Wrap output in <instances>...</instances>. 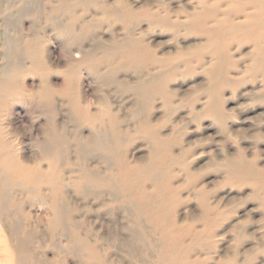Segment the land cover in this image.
Instances as JSON below:
<instances>
[{"label": "rangeland", "instance_id": "obj_1", "mask_svg": "<svg viewBox=\"0 0 264 264\" xmlns=\"http://www.w3.org/2000/svg\"><path fill=\"white\" fill-rule=\"evenodd\" d=\"M35 1L33 4L31 0H0V79L9 66L7 64L16 61L10 50L17 39L22 41V51L27 52L30 46L35 51L34 57L29 54L21 62L22 72L16 81L23 91L0 101L2 119L15 132L19 154L32 156L36 153V139L45 137V117L37 114L35 106L38 101L32 92L39 89L43 80L54 85L62 83L64 72L74 70L80 91L90 100L95 94L106 97L112 109L115 108L114 111H118L127 121L123 127L130 135L126 145V158L130 166L151 160L155 147L153 141L156 140L166 141L170 145L169 155L160 160L162 164H168L171 158L183 159V165L172 168L171 187L167 194L171 200L177 201L174 208L177 223L180 229L191 226L193 231H204L206 226L202 221L204 205L201 199H205L212 209L210 217L215 223V231L208 236L204 234L195 239V234H192L183 239L186 246L192 245L194 248L191 261L195 264H264V184L259 186L242 173L230 177L228 167L229 163H236L242 158L254 170L264 174V64H254L257 48L250 39L253 34L264 33V26L259 25L261 21L247 26V20L237 16L235 21L245 24V30L226 32L224 27H219L217 40L212 45L205 37L185 30L173 35L165 32L163 27H151L148 23L133 28L134 38L144 36V43L155 51L157 57L169 61L167 67L150 73L164 78L162 92L155 93L149 102L151 120L135 125L128 119L137 105L135 94L121 93L115 87L106 88L96 75V71L104 67H97L93 63L94 58L104 57L107 49L128 35V27L95 11H79L74 16L77 18L75 21L68 13L58 9V0ZM137 1L135 5L140 7L142 3L139 2L147 0ZM208 1L230 12L231 5H223L227 4L226 1ZM196 4V0L172 1L174 9L186 7L189 13L198 10ZM24 5L30 12L20 20L19 7ZM221 19L223 21L225 17ZM100 20L104 24L97 26L95 23ZM213 26V22H210L209 27ZM258 44H264V39L259 40ZM214 72L218 75L216 79L212 77ZM122 74V80L133 84L150 76L145 73L137 78L132 72ZM213 88L215 93L211 95ZM55 99L65 104L58 95ZM214 103L215 114L212 112ZM93 110H97V107H93ZM54 114L56 123L61 121L68 125L69 134L82 130L80 126L75 128L78 123L73 120L67 106L56 108ZM88 130L89 126L86 125L82 131L86 134ZM71 158L74 160V155ZM145 189L147 192L156 190L148 182ZM27 200L30 204L27 212H31L33 228L37 225L39 231L35 255L47 264H78L73 254H55L51 241L45 236L50 229L48 216L41 214L43 212L39 210L35 197ZM69 201L76 205L80 203L72 189ZM88 206L92 211V214L85 213L84 219L88 225L100 236L109 234L112 226L110 219L105 214H102L104 219L94 214L96 203H89ZM0 227L3 230L1 240L3 236L7 240L15 237L2 223ZM60 242L66 244L64 239ZM108 253L110 260L122 264L120 259L123 254L117 248L109 247Z\"/></svg>", "mask_w": 264, "mask_h": 264}, {"label": "bare ground", "instance_id": "obj_2", "mask_svg": "<svg viewBox=\"0 0 264 264\" xmlns=\"http://www.w3.org/2000/svg\"><path fill=\"white\" fill-rule=\"evenodd\" d=\"M31 1L36 3L35 0ZM58 1V9L74 19L79 11H95L128 27V35L107 49L104 57L94 58L93 63L97 67H104L101 69H105L104 72L97 70L96 75L106 88L115 87L121 93L135 94L137 105L128 118L135 125L151 120L149 102L155 93L162 92L164 78L150 73L167 67L169 61L158 58L155 51L144 43V36L134 38L133 28L148 23L151 27H163L165 32L173 35L185 30L205 37L212 45L217 40L219 27H224L226 32L245 30V24L235 21L237 16L247 20V26L256 21H261L259 25L264 26V0H218L221 3L226 1L227 4L223 5L230 4V12L216 4H210L208 0H196L195 8L198 10L194 9L190 13L186 7L174 9L173 0L141 1L140 7L135 5L137 0ZM29 12L27 6L19 7V19ZM223 16L225 19L222 21L220 17ZM210 22H213V27H209ZM102 23L100 20L95 24L100 26ZM250 39L257 48L254 55L257 60L254 64L263 65L264 44L258 42L264 39V33L253 34ZM21 42L17 39L10 50L16 61L11 65L7 64L9 66L0 79V101L17 96L23 91L16 81L22 72L21 62L29 54L34 57L35 51L31 46L27 49L30 53L22 51ZM116 56L118 58L114 61ZM128 72L134 73L137 78L145 73L150 76L147 80L133 84L120 77L122 73ZM74 74V70L65 71L64 79L58 85L43 80L39 89L32 92L38 101L35 106L37 114L39 117L44 116L46 121L45 137L42 140L36 139V153L32 156L19 154L15 132L2 119L0 104V223L11 236H15L13 239L7 240L4 236L0 239V264H47L35 255V242L39 231L36 229L37 225L33 228L31 212H27L30 207L27 200L29 197H35L39 210L43 212L41 214L48 216L50 229L45 236L51 241L55 254H73L77 257L78 264H117L108 257L109 247L117 248L124 255L120 254L122 264H195L191 261V251L194 248L191 244L186 246L183 239L192 234H195V239L204 234L208 236L213 232L215 223L210 217L212 209L208 207L205 199H201L204 205L202 221L206 229L200 232L193 231L191 226L180 229L174 214L177 201L171 200L167 194L171 187L172 168L183 165V159L171 158L168 164H162L160 160L169 155L170 145L166 141L156 140L153 141L155 147L152 159L145 161V164L130 166L126 158V145L130 135L123 127L127 121L118 111H114L115 108L112 109L106 97L95 94L90 100L88 95L77 88ZM212 77L216 79L218 75L214 72ZM214 93L213 88L210 94ZM57 95L65 104L58 103L55 99ZM64 106L70 109L73 120L78 123L75 128L80 126L83 130L86 125L89 126L86 134L82 130L69 134L66 123H56L57 118L53 113L56 108ZM93 107H97V110L94 111ZM214 107L215 103L213 113L216 111ZM71 155H74V160ZM228 167L230 177H237L242 173L259 186L264 184V174L254 170L242 158L236 163H229ZM147 182L156 190L147 192ZM70 189L79 197L81 204L76 205L69 201ZM93 202L97 204L93 213L99 219L105 214L112 223V226L109 224L111 228L107 235H98L84 219L88 212L92 214L88 204ZM61 239L66 244H62Z\"/></svg>", "mask_w": 264, "mask_h": 264}]
</instances>
